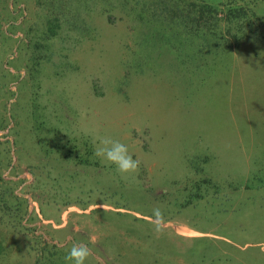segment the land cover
<instances>
[{
  "label": "rangeland",
  "instance_id": "1",
  "mask_svg": "<svg viewBox=\"0 0 264 264\" xmlns=\"http://www.w3.org/2000/svg\"><path fill=\"white\" fill-rule=\"evenodd\" d=\"M74 241L86 264H264V0H0V264Z\"/></svg>",
  "mask_w": 264,
  "mask_h": 264
},
{
  "label": "clouds",
  "instance_id": "2",
  "mask_svg": "<svg viewBox=\"0 0 264 264\" xmlns=\"http://www.w3.org/2000/svg\"><path fill=\"white\" fill-rule=\"evenodd\" d=\"M93 145V156L102 162L114 166L121 176H130L138 172L140 161L130 154L129 147L120 140L108 135H102L98 131L88 133ZM152 218L155 221H163L164 213L160 207L152 210ZM153 231L157 235L162 233L160 224L153 225ZM91 248L83 242L74 241L64 256L66 264H86L91 257Z\"/></svg>",
  "mask_w": 264,
  "mask_h": 264
}]
</instances>
